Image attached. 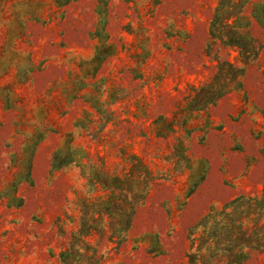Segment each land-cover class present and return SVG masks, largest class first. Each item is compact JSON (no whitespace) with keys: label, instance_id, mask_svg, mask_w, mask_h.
Masks as SVG:
<instances>
[{"label":"rangeland","instance_id":"1","mask_svg":"<svg viewBox=\"0 0 264 264\" xmlns=\"http://www.w3.org/2000/svg\"><path fill=\"white\" fill-rule=\"evenodd\" d=\"M219 1L0 0V264H264V0Z\"/></svg>","mask_w":264,"mask_h":264},{"label":"trees","instance_id":"2","mask_svg":"<svg viewBox=\"0 0 264 264\" xmlns=\"http://www.w3.org/2000/svg\"><path fill=\"white\" fill-rule=\"evenodd\" d=\"M233 6V0H220L219 1V7L216 10V13L214 15L213 19V27L217 26L220 31L222 29L229 27L230 23H228V20H230L232 16V12L228 10H222V8H230ZM227 43L232 46L239 49L241 56L245 59V62H248L251 58L248 56L249 51H247L246 47L241 43V38L237 35L236 32L232 30L231 34L228 35ZM252 57H255V53ZM263 197L261 200H257L253 210L257 211L258 217L262 216L264 214V208H263V202H264V184H263ZM235 227V226H233ZM239 229V227H238ZM241 229V227H240ZM241 238V248H252V249H260L264 251V224L260 227H255V229L250 234H241L239 233ZM239 238V241H240ZM246 258V253L241 250V252L234 256L229 264H241V262Z\"/></svg>","mask_w":264,"mask_h":264}]
</instances>
